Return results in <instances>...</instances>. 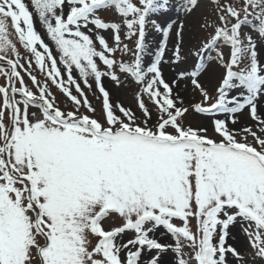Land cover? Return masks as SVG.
<instances>
[{
    "label": "snow or ice",
    "instance_id": "obj_1",
    "mask_svg": "<svg viewBox=\"0 0 264 264\" xmlns=\"http://www.w3.org/2000/svg\"><path fill=\"white\" fill-rule=\"evenodd\" d=\"M201 3L0 0V264H264V0Z\"/></svg>",
    "mask_w": 264,
    "mask_h": 264
},
{
    "label": "rangeland",
    "instance_id": "obj_2",
    "mask_svg": "<svg viewBox=\"0 0 264 264\" xmlns=\"http://www.w3.org/2000/svg\"><path fill=\"white\" fill-rule=\"evenodd\" d=\"M211 14H212V5L210 3V0H202L201 7L186 22V28L189 31H191L195 36H198L199 32L197 31V29H198L199 23L204 20L206 15L211 17ZM173 16L174 18L182 16V9L177 7L176 10L173 12ZM36 28L41 33V35L44 36L46 42H48L47 37L44 35L45 30L43 26L39 24V22L36 23ZM22 55H23V52H22ZM129 60L130 58H127V57L125 58V62H129ZM164 72H165L166 77L170 76V70L167 66L164 68ZM25 80L26 81L28 80L27 76H25ZM2 83H3V80L0 79V84ZM105 84H106V87H108L111 92L113 103L119 102V103L124 104L126 107H132L133 109H135V101L133 98L132 90H129L127 88H123V89L114 88L107 81H105ZM52 91L56 94L57 99L61 102V106L63 107L65 98L55 88H52ZM89 99L92 101L93 105L97 108V115H99L100 101L97 100L95 97H93L91 93H89ZM189 119L191 120L193 126L199 123L198 120L192 119L191 117ZM243 122H247L246 116L242 117V123ZM209 134L211 135V132ZM108 226L109 225L105 224V227H108ZM252 264H258V262L253 261Z\"/></svg>",
    "mask_w": 264,
    "mask_h": 264
}]
</instances>
